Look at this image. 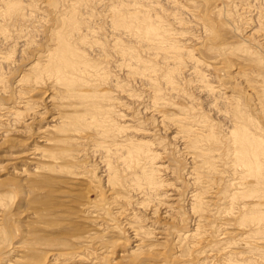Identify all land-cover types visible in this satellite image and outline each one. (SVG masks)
Wrapping results in <instances>:
<instances>
[{"label":"rangeland","instance_id":"obj_1","mask_svg":"<svg viewBox=\"0 0 264 264\" xmlns=\"http://www.w3.org/2000/svg\"><path fill=\"white\" fill-rule=\"evenodd\" d=\"M19 2L6 22L0 0V264H264V186L233 170L229 139L241 116L264 141V0ZM118 9L177 52L117 32ZM64 26L97 65L61 76L83 79L72 89L42 66ZM120 37L144 67L117 55Z\"/></svg>","mask_w":264,"mask_h":264},{"label":"bare ground","instance_id":"obj_2","mask_svg":"<svg viewBox=\"0 0 264 264\" xmlns=\"http://www.w3.org/2000/svg\"><path fill=\"white\" fill-rule=\"evenodd\" d=\"M143 2H144V0H143ZM3 4L5 5V16H4V18L6 19V22H8L10 19H11V17L13 18L14 16H16L18 19L20 18L21 20H22V17H23V8H22V5L20 4V2H19V0H3ZM24 4V3H23ZM148 7V6H147ZM3 8V7H2ZM1 8V9H2ZM4 9V8H3ZM115 9V8H114ZM129 10V9H128ZM135 10H137V9H135ZM4 11V10H3ZM71 11H72V9H71ZM70 11V12H71ZM75 11V10H74ZM117 11V10H116ZM118 11H120L119 9H118ZM126 11V10H125ZM69 12V11H68ZM121 12V11H120ZM74 13H76V12H74ZM119 13V12H118ZM117 13V14H118ZM123 12H121V14H119V15H116V17H114L115 19H114V22H115V24L113 25L114 26V29L115 30H117V32H121L122 33V31L123 30H127L131 35H133L134 37H139V39H141L142 38V40H144V41H147L148 43H150V45L152 46L151 47V49L153 50V51H157V53L160 51V52H166L165 50L167 49V48H170V49H174V50H176L177 48V46H173L174 45V43L172 42V40H169L168 38H171V35H169V33L170 32H168L167 30H164V29H162L160 26H159V23H156V22H154V21H152V19H150V18H148V17H146V16H142V14H141V16L140 15H138L139 14V12H137V13H134V14H130V15H132L131 17H130V19H124V17H125V14H122ZM128 13V12H127ZM143 13V12H142ZM63 14H65V13H63ZM3 15V14H2ZM26 15V14H25ZM65 15H67V14H65ZM70 15V14H69ZM128 15V14H127ZM126 15V16H127ZM129 16V15H128ZM161 16V15H160ZM73 17H75V16H70V17H68V18H70V19H72V20H75V19H73ZM16 18V19H17ZM68 18H65V19H68ZM64 19V20H65ZM70 19H69V21H70ZM113 19V18H112ZM20 20V21H21ZM77 20V19H76ZM76 20L74 21L75 23H76ZM156 20V19H155ZM68 21V22H69ZM23 22V21H22ZM25 22V21H24ZM162 22V21H161ZM2 23V22H1ZM28 24V23H27ZM26 24V25H27ZM71 24H73L72 22H71ZM15 25V24H14ZM67 25V24H66ZM69 25V24H68ZM74 25V24H73ZM9 26V25H8ZM70 26V25H69ZM77 26H78V23H77ZM65 27V26H64ZM68 28H70V27H68ZM78 28V27H77ZM164 28V27H163ZM67 28L65 27V29H59L58 31H56L55 33L57 34V40H58V43H59V45H58V47H56V49L55 50H49V52L44 56V64H42V66H43V71L45 72V73H49V75H52L53 76V74L55 73V74H57L58 76H56V78L58 77L59 79H58V81H60V82H62V83H60V84H62L63 85V83H64V85L66 86L67 84H65L66 82L65 81H70V76L71 75H73L74 77L76 76H81V74L84 72L85 74H90V73H92V72H89V70H90V68L92 67L91 66V62L93 63V64H95L96 63V61H94L93 62V59L91 60V62L89 63V62H86V60H84V61H81V60H83L82 58H79V59H81V60H77L76 58L78 57L77 56V52L74 50V48H73V44H71V39H69V37H70V35L72 34V33H74L72 30H67V32L65 31ZM71 29V28H70ZM76 29V28H75ZM113 29V30H114ZM166 29V28H165ZM4 30H5V28H4ZM73 30H74V27H73ZM77 30V29H76ZM76 30H74V31H76ZM79 30V29H78ZM82 30H83V28H82ZM115 30H114V32H115ZM89 31V30H88ZM78 32H81L80 30L78 31ZM113 31H111V33H112ZM113 32V33H114ZM54 33V32H53ZM85 33V32H84ZM116 33V32H115ZM126 33V32H125ZM55 34V35H56ZM83 34V33H82ZM116 34H118V33H116ZM115 34V35H116ZM91 36V35H90ZM98 36H100V35H98ZM110 36V35H109ZM121 36V35H120ZM112 37V36H111ZM115 38H117L116 36H114ZM118 37H119V35H118ZM72 39H73V37H71ZM74 38H76V36H74ZM84 38H85V34H84ZM123 38V37H122ZM125 38V37H124ZM6 39V38H5ZM79 39V38H78ZM82 39V38H81ZM81 39H80V41H81ZM131 39V38H130ZM138 39V38H137ZM172 39V38H171ZM71 40V41H70ZM85 40H86V38H85ZM84 40V41H85ZM129 40V39H128ZM142 40H141V42H142ZM54 41V40H53ZM94 41V40H93ZM112 41V40H111ZM72 42H76V41H72ZM82 42V41H81ZM167 42H169V43H167ZM115 42H113V44H114ZM125 42L121 39V37L119 38V40L117 41V44L115 45V48H116V51H117V55L119 54L120 56H121V59H126V60H130L131 62L132 61H137V62H143L144 63V61L139 57V55H137L136 54V52H134V51H132L131 52V49H129V48H127L125 45L126 44H124ZM140 43V42H139ZM145 43V42H144ZM147 43V44H148ZM171 43V44H170ZM77 44V43H76ZM76 44H75V46H76ZM79 44V43H78ZM73 45V46H72ZM109 45V44H108ZM92 46V45H91ZM112 46V45H111ZM87 47V46H86ZM145 47V46H144ZM147 47H149L148 45H147ZM154 47V48H153ZM80 48H81V46H80ZM176 48V49H175ZM119 49V50H118ZM170 49H168L169 51H170ZM112 50V49H111ZM173 51V50H172ZM172 51H171V53H172ZM79 52H81V51H79ZM85 52V51H84ZM84 52H81L80 54H83ZM149 52H152L151 50L149 51ZM168 52V51H167ZM176 52H177V50H176ZM170 53V52H169ZM175 53V52H174ZM174 53H172L171 54V57H173V54ZM163 54V53H162ZM165 54H167V53H165ZM176 54V53H175ZM79 55V54H78ZM85 55H86V53H85ZM88 55V54H87ZM86 55V56H87ZM118 55V56H119ZM170 55V54H169ZM177 55V54H176ZM176 55H174V56H176ZM166 56V55H165ZM167 56H168V54H167ZM80 57V56H79ZM85 57V56H84ZM117 57V56H116ZM170 57V58H171ZM86 58V57H85ZM90 58V57H89ZM88 58V59H89ZM118 59H119V57H117ZM87 59V58H86ZM87 59V60H88ZM144 60H146V59H144ZM40 61V60H39ZM90 61V60H89ZM121 61V60H120ZM120 61H118V63L120 62ZM41 62V61H40ZM97 62H99V61H97ZM101 62V61H100ZM99 62V63H100ZM128 62V61H127ZM136 62V64L134 63V65H136V66H138V64H141V63H137ZM147 62V61H146ZM145 62V63H146ZM102 63V62H101ZM105 63V62H104ZM121 63H123V62H121ZM121 63H120V65H121ZM142 63V65H143V67H144V64ZM148 63V62H147ZM151 63V62H150ZM92 64V65H93ZM98 64V63H97ZM125 64V63H124ZM130 65L131 66V63L130 62H128L126 65ZM40 65V64H39ZM96 65V64H95ZM123 65V64H122ZM121 65V66H122ZM128 65V66H129ZM142 65H139V66H142ZM146 65V64H145ZM36 66H38V64H36ZM97 66V65H96ZM98 66H99V64H98ZM103 64H102V68H103ZM138 66V67H139ZM146 66H148V65H146ZM40 68H41V66H39ZM120 67V66H119ZM124 68V67H123ZM131 68H134V67H132L131 66ZM147 68V67H146ZM152 67H150V69H151ZM33 69V68H32ZM142 68H136V71L139 73V72H141L142 74L145 72L146 73V71H148L147 69H146V71H144V69H143V72H142V70H141ZM37 70H38V67H37ZM94 70H96V69H94ZM101 70H103V69H101ZM135 70V69H134ZM40 71H41V69H40ZM42 72V71H41ZM97 72H100V71H97ZM37 73H39V70H38V72ZM94 73V72H93ZM92 73V74H93ZM95 74V73H94ZM40 74H38L37 76H39ZM41 75H42V73H41ZM67 75V76H69L68 77V80H65L64 78H65V76ZM97 75V74H96ZM146 75V74H145ZM44 76V75H43ZM61 76H64V78L63 77H61ZM72 76V77H73ZM98 76V75H97ZM96 76V77H97ZM40 77V76H39ZM88 77H89V75H88ZM88 77H86V79L84 78V81L86 82V80H87V78ZM94 77V75H92V78ZM43 78V77H42ZM53 78H54V76H53ZM67 78V77H66ZM95 78V77H94ZM77 79H78V77H77ZM80 79V78H79ZM89 79H90V77H89ZM91 80V79H90ZM73 81V80H72ZM72 81H70V83L69 84H76L77 83V81H78V83L80 84V82L79 81H81V79L80 80H76V79H74V81H76V83H72ZM82 81H83V79H82ZM82 81H81V83H82ZM88 81V80H87ZM39 82H41V81H39ZM91 82V81H90ZM94 82V81H93ZM89 82H87V84H88ZM68 84V85H69ZM78 84V85H79ZM84 84V83H83ZM91 84V83H90ZM67 85V86H68ZM73 85H72V87H73ZM77 85V84H76ZM75 85V86H76ZM92 85V84H91ZM66 86V88H68V87H70V86H68L67 87ZM74 86V87H75ZM80 86V85H79ZM90 86V85H89ZM78 87V86H77ZM77 87L75 88V89H77ZM81 87V86H80ZM80 87H79V89H80ZM71 88V87H70ZM82 88H84L83 86H82ZM91 88V87H90ZM69 89V88H68ZM67 89V90H68ZM72 89V88H71ZM85 90V89H84ZM83 90V91H84ZM155 90H157V89H155ZM159 90V89H158ZM71 91H73V90H71ZM78 91V90H77ZM80 91V90H79ZM82 91V90H81ZM75 92V91H74ZM85 92V91H84ZM84 92H82V93H84ZM96 92V91H95ZM70 93V92H69ZM82 93L81 94H79L80 96L82 95ZM91 93H93L94 94V92L92 91ZM72 94V93H71ZM90 94V93H89ZM97 94H99V95H101V93L99 92V93H97ZM70 95V94H69ZM74 97H77V95L75 96L74 95V93L72 94ZM84 95V94H83ZM82 95V96H83ZM86 95H88V94H86ZM85 95V96H86ZM71 96V95H70ZM72 96V97H73ZM79 96V97H80ZM91 96H93L92 94H90V97L89 96H87V97H89V99L90 98H93V97H91ZM84 98V97H83ZM82 98V99H83ZM96 98H97V96H96ZM75 99H77V98H75ZM84 99H86V98H84ZM93 99H95V97L93 98ZM93 99H92V101H89V100H87L88 101V103L90 102V103H92L93 104ZM98 99H99V97H98ZM86 101V100H85ZM86 101V102H87ZM89 103V104H90ZM96 104H97V102H95ZM95 103H94V105H95ZM88 104V105H89ZM91 104V105H92ZM96 107L98 106V105H95ZM92 107V106H91ZM94 110V108H91V110ZM97 109V108H96ZM95 109V110H96ZM99 111H100V109H99ZM98 111V112H99ZM92 112V111H91ZM94 113V112H93ZM96 113H97V111H96ZM100 114L101 113H99V116H100ZM91 115H93V114H91ZM236 115H238L239 116V114H236ZM96 116V115H95ZM94 115H93V117H95ZM98 116V115H97ZM61 117V116H60ZM64 117V116H63ZM63 117H61V119L59 118V124H61L62 122L63 123H67V121L65 122V120L64 121H62V118ZM78 118V117H77ZM95 118H98V117H95ZM101 118H104V116L102 115V117ZM100 118V119H101ZM240 118H242V123L240 124V125H238V126H236L235 127V129L231 132V135H230V137H229V139H230V142H232V145H233V155H232V157H233V170L234 171H236V173H238V172H240L241 174L243 173L244 175H248V176H251L254 180H257V181H259L258 183L260 184V185H263L264 186V141L262 140V138L259 136V135H257V134H254V133H252V130H253V127H254V125L255 124H253V122L250 120V119H248V118H243V117H241L240 116ZM54 119H56V118H54ZM99 119V118H98ZM58 120V119H57ZM68 120V119H67ZM71 120V119H70ZM77 120V119H76ZM54 122H55V124H56V120H54ZM77 122V121H76ZM79 122V121H78ZM58 123V122H57ZM101 123V122H100ZM58 124V125H59ZM57 125V124H56ZM56 125H53V127L54 128H58V126H56ZM62 125V124H61ZM102 126V125H101ZM107 127V126H106ZM106 127H104V128H106ZM52 129V128H51ZM61 129V128H60ZM65 129V128H64ZM63 129V130H64ZM68 129V128H67ZM62 130V131H63ZM69 131V130H68ZM64 132V131H63ZM85 136V135H84ZM206 136H207V134H206ZM203 138H204V140H205V138H206V141L207 142H213V143H215V141L217 140V141H219L218 139H217V137H215L213 134H209L207 137H205V136H203ZM206 141H205V143H206ZM49 142V141H48ZM216 144V143H215ZM208 145V144H207ZM211 146H213V144H211ZM218 146V145H217ZM142 147V146H141ZM145 147V146H144ZM148 147V146H147ZM147 147H145V150H146V153H145V150L143 151L142 149H144V148H141L140 150L142 151H138V152H141L140 154H136L135 153V155H139L138 156V158H141V160L143 161L144 160V158L142 159V157H144L145 155H147V156H149V154H153L152 152H151V150L150 149H148ZM210 147V146H209ZM147 148V149H146ZM207 148H208V146H207ZM218 150V148H216L215 147V150ZM203 150H204V148H203ZM210 150V148H208L207 149V151H209ZM214 151V152H218V151ZM130 151V150H129ZM132 152V151H131ZM130 152V153H131ZM130 153H129V155H130ZM133 153V152H132ZM206 153H208V152H206ZM216 153H214V154H216ZM134 154V153H133ZM213 154V155H214ZM217 155H219V154H217ZM217 155H216V157H217ZM128 156V155H127ZM133 156V155H132ZM137 156H133V158H134V160H137L138 161V163H139V161H140V159H137ZM148 158V157H147ZM129 159L130 160H132L133 161V159L129 156ZM128 159V160H129ZM146 159V158H145ZM149 159H150V156H149ZM219 160V159H218ZM137 161H136V163H137ZM141 161V162H142ZM147 161V160H146ZM129 162H131V161H129ZM144 162V161H143ZM219 162V161H218ZM131 164V163H130ZM134 164V163H133ZM110 165V167H111V164H109ZM138 165V164H137ZM144 165H146V162H144ZM109 167V169L108 170H112L111 168ZM113 167V166H112ZM138 167V166H137ZM139 167H140V165H139ZM143 167V166H142ZM145 167V166H144ZM234 167H235V169H234ZM113 168H116V167H113ZM141 168V167H140ZM146 168V167H145ZM145 168H141V169H143L144 171H146V169ZM106 169V168H105ZM153 169V168H152ZM107 170V171H108ZM151 170V169H150ZM212 170V169H211ZM117 171V170H116ZM116 171H115V173H116ZM144 171H143V173H144ZM149 171V170H148ZM216 171V170H215ZM140 172H141V170H140ZM153 172V171H152ZM231 172V171H230ZM86 173V172H85ZM85 173H83L82 172V175H84L83 177H86L85 176ZM110 173H112V171L110 172ZM114 173V172H113ZM114 173V174H115ZM146 173H147V171H146ZM154 173V172H153ZM233 173H235V172H233ZM233 173H232V175H233ZM235 173V174H236ZM87 174V173H86ZM109 174V173H108ZM118 174V173H117ZM140 174V173H139ZM78 175V174H77ZM81 175V174H80ZM79 175V176H80ZM144 175V174H143ZM146 175V174H145ZM149 175V174H148ZM151 175V174H150ZM150 175H149V177H150ZM237 175V174H236ZM240 176V175H239ZM75 177L76 176H74V179H75ZM113 177H115V175L113 176ZM116 177H117V175H116ZM115 177V178H116ZM140 177H142L141 176V174H140ZM145 177H148V176H145ZM154 178V177H153ZM79 179V178H78ZM80 179H81V177H80ZM145 179V178H144ZM156 179V178H155ZM240 180V179H239ZM241 181V180H240ZM234 183H235V181H234ZM145 185H147L146 183H145ZM236 186V187H241V185L243 186L244 184L243 183H235V184H233V186ZM139 186H142V184L141 185H139ZM147 186H149V184L147 185ZM152 186V185H151ZM208 186V185H207ZM239 187V188H240ZM154 188V187H153ZM153 188H151V189H153ZM149 189V188H148ZM264 189V188H263ZM212 192V191H211ZM201 199V198H200ZM257 205V204H256ZM96 207V206H95ZM253 214V213H252ZM258 214H260V216L257 218V223L258 224H263L264 223V210L261 212V213H258ZM246 215V214H245ZM247 217V216H246ZM245 217V218H246ZM255 217H256V215H255ZM100 220V219H99ZM257 225V224H256ZM262 226H264V225H262ZM253 227V226H252Z\"/></svg>","mask_w":264,"mask_h":264}]
</instances>
